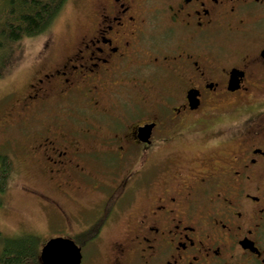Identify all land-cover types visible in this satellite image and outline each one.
<instances>
[{
    "label": "flooded vegetation",
    "instance_id": "obj_1",
    "mask_svg": "<svg viewBox=\"0 0 264 264\" xmlns=\"http://www.w3.org/2000/svg\"><path fill=\"white\" fill-rule=\"evenodd\" d=\"M82 3V32L56 54L46 38L0 113L57 180L61 199L34 192L59 236L80 264H264V0ZM14 161L0 150L6 181Z\"/></svg>",
    "mask_w": 264,
    "mask_h": 264
},
{
    "label": "rangeland",
    "instance_id": "obj_2",
    "mask_svg": "<svg viewBox=\"0 0 264 264\" xmlns=\"http://www.w3.org/2000/svg\"><path fill=\"white\" fill-rule=\"evenodd\" d=\"M82 1L67 0L49 28L42 33L19 41L0 38V66H5L0 76V113H2L1 108L15 97L13 94L23 92L39 70L40 64L37 58L46 38H53L51 49L55 50L56 54L65 50L68 44L82 32L87 18V7ZM6 136L11 137L12 140L3 143ZM23 141L24 135L20 130H0V150L12 153L15 160L12 178L6 181L3 190L0 189V246L6 245L9 239L24 238L34 234L38 238L34 247L36 250H41L50 238L71 234L68 230L62 229L60 217L55 209L34 192L37 190L61 199V195L54 190L56 179L51 180L35 166L20 162ZM184 147L188 153L183 160L189 162L188 165H192L200 154L199 144L189 142L185 143ZM89 192L85 190L83 193ZM62 200L64 201L65 198L63 197ZM68 207L72 213L71 205L69 204ZM102 250H104L103 246Z\"/></svg>",
    "mask_w": 264,
    "mask_h": 264
},
{
    "label": "trees",
    "instance_id": "obj_3",
    "mask_svg": "<svg viewBox=\"0 0 264 264\" xmlns=\"http://www.w3.org/2000/svg\"><path fill=\"white\" fill-rule=\"evenodd\" d=\"M67 0H2L0 3V38L19 41L46 31ZM4 65V64H3ZM0 66V76L3 74ZM10 167L0 168V189L6 186ZM38 238L29 234L9 239L0 254V264H43L34 245ZM40 249V248H39Z\"/></svg>",
    "mask_w": 264,
    "mask_h": 264
},
{
    "label": "water",
    "instance_id": "obj_4",
    "mask_svg": "<svg viewBox=\"0 0 264 264\" xmlns=\"http://www.w3.org/2000/svg\"><path fill=\"white\" fill-rule=\"evenodd\" d=\"M40 258L43 264H80L82 252L73 239L55 236L42 246Z\"/></svg>",
    "mask_w": 264,
    "mask_h": 264
}]
</instances>
